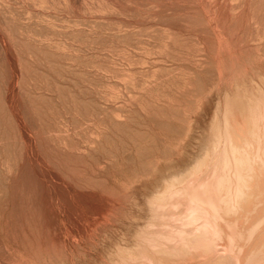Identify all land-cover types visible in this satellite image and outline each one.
<instances>
[{
  "label": "rangeland",
  "instance_id": "374dc122",
  "mask_svg": "<svg viewBox=\"0 0 264 264\" xmlns=\"http://www.w3.org/2000/svg\"><path fill=\"white\" fill-rule=\"evenodd\" d=\"M246 107L264 0H0V264H264Z\"/></svg>",
  "mask_w": 264,
  "mask_h": 264
},
{
  "label": "bare ground",
  "instance_id": "6f19581e",
  "mask_svg": "<svg viewBox=\"0 0 264 264\" xmlns=\"http://www.w3.org/2000/svg\"><path fill=\"white\" fill-rule=\"evenodd\" d=\"M166 1V0H165ZM162 2H160V5H162L161 4ZM178 3H180V2H178ZM139 4V3H138ZM137 4V5H138ZM149 4V3H148ZM151 4V3H150ZM183 4H185V3H183ZM187 4V3H186ZM169 5V4H168ZM153 6V5H152ZM158 6V5H157ZM164 7H165V4H164ZM164 7H162V8H164ZM220 8V7H219ZM151 9V8H150ZM155 9V8H154ZM212 9V8H211ZM159 10V9H158ZM159 12H160V10H159ZM165 12V11H164ZM215 12V11H214ZM164 14V13H163ZM161 18V17H160ZM163 24V23H162ZM48 53V52H47ZM245 115H244V121H241V122H236V123H230L229 124V127L230 128H232L233 130H235V131H237V129L239 128V127H242V128H244L245 130H240V133L239 134H235L234 133V131L232 130V133L233 134H235V135H238L242 140H239L238 141V143H239V145H240V150L243 152V154H240L239 155V157H238V159H237V162H236V165L239 167V168H241V173L239 174H237V176L236 177H240V179H238V178H235V180H236V182L238 183V187L236 188L237 190L234 192V191H232V192H234L232 195V197L230 198V199H232L233 197H234V199L235 198H239V200H238V202H239V204H241V207L240 208H237V209H235L234 208V202H232L231 200H229V201H231V202H228V203H226V202H223V203H221V204H223L222 206H219V207H222V210H221V213L222 214H220V215H224L225 217L226 216H228V218H229V216H231V217H233V218H235V215H237L239 212H244L245 211V209L247 208V206H249L250 205V203H252V201L254 200V198L255 197H253L252 198V195H247L246 193H245V191H247V188L249 187L250 189H249V191H251V193L252 194H259L257 197H258V199H259V201H260V203L262 204V206H263V208H264V146H263V148H261V154H262V160L261 159H259V160H257L256 159V157L257 156H253L254 154L251 152V145H249V147L248 146H246L245 147V141H247V142H250V143H253V144H259V142H263L264 141V109H258L257 111H256V114H253L251 111H250V109H249V107H246L245 108ZM250 123H253V125L251 126V127H249V124ZM236 149H237V151L238 152H240L239 151V149L236 147ZM241 153V152H240ZM145 157V156H144ZM230 162V160L227 158L226 159V163H224V164H226V165H224V169L225 170H227V168L229 167V163ZM223 163H222V165H223ZM203 165L204 164H202V167H203ZM200 168H201V166H200ZM226 172V171H225ZM226 176H227V173H226ZM221 177V176H220ZM214 179V178H213ZM222 179V178H221ZM220 179V180H221ZM223 179H224V177H223ZM223 179L221 180L222 181V183H223ZM232 180V179H231ZM215 181V180H214ZM217 181V180H216ZM215 181V182H216ZM228 181L229 180H227V182H226V184H228ZM220 182V181H219ZM225 182V181H224ZM234 182V181H233ZM217 183V182H216ZM216 183H214L215 185L214 186H216V188L219 186V184H218V186L216 185ZM230 183V182H229ZM205 184V183H204ZM206 184H211V183H206ZM212 184H213V182H212ZM194 185V184H193ZM208 185V186H209ZM231 185H233V183L231 184ZM212 185H210V187H211ZM222 185L220 184V187H221ZM227 186V185H226ZM188 187V186H187ZM206 187H207V185H206ZM228 187H230V185L228 186ZM228 187H227V189H228ZM202 188V187H201ZM208 188V187H207ZM219 188V187H218ZM217 188V189H218ZM226 187H225V185H224V188H222V190L223 189H225ZM189 189V188H188ZM209 189V188H208ZM211 189V188H210ZM215 189V188H214ZM217 189H215V190H217ZM219 189H221V188H219ZM202 190V189H201ZM211 190H213V188L211 189ZM221 190V191H222ZM226 190V189H225ZM229 190L231 191V189L229 188ZM206 191H208V190H206L205 189V193L204 194H207L206 193ZM214 191V190H213ZM218 191L219 190H217V192H215L214 191V193H216V194H214V195H217L216 197H220L222 194H223V192L225 193V191H222L221 193V195H219V194H217L218 193ZM229 191V192H230ZM169 191H167V193H168ZM210 192L211 191H209V194H210ZM226 192H227V190H226ZM211 193H213V192H211ZM220 193V192H219ZM231 193V192H230ZM209 194H207V195H209ZM225 194H227V193H225ZM167 195V194H166ZM219 195V196H218ZM228 195V194H227ZM160 196V195H159ZM162 196H165V195H162ZM206 196V195H205ZM211 196V195H210ZM231 196V195H230ZM229 196V197H230ZM215 197V196H214ZM213 197V195H212V198H214ZM205 198V197H204ZM211 198V197H210ZM210 198L208 197V199L210 200ZM217 198V199H218ZM223 198H224V195H223ZM222 197H221V199H223ZM163 199V198H162ZM200 199V198H199ZM203 199V198H202ZM206 199V198H205ZM215 200H216V198H214ZM214 199H211V200H213V202H215L214 201ZM220 199V198H219ZM208 200V201H209ZM233 200V199H232ZM206 201V200H205ZM219 201V200H218ZM223 201V200H222ZM224 201H226V200H224ZM207 202V201H206ZM213 202H211V203H213ZM220 202V201H219ZM219 202H217V203H219ZM209 203V206L210 207H215V205H213L212 206V204L210 205V202H208ZM214 204V203H213ZM218 205V204H217ZM219 205H220V203H219ZM214 207H213V209H214ZM221 209V208H220ZM211 210V209H210ZM214 212V211H213ZM216 212V211H215ZM214 212V213H215ZM219 212V211H218ZM217 212V213H218ZM217 213L215 214V215H217ZM263 216H264V212L263 213H261V214H259L258 216H256L255 217V219L254 220H252L251 222H250V224L252 225V226H255L256 224H255V222L257 223L258 221H260V220H262L263 219ZM228 218H227V220H228ZM233 221H234V219H232ZM231 220V221H232ZM215 221V220H214ZM230 221V222H231ZM231 222V223H234V222ZM229 222V221H228ZM229 222V223H230ZM261 222V221H260ZM244 223H245V221H244ZM246 223H247V221H246ZM261 224V223H260ZM260 224H258V226H260ZM233 225V224H232ZM247 226V225H246ZM251 226V227H252ZM257 225L255 226V227H258ZM262 227V225L259 227V228H261ZM247 229H249V228H245V225L243 224L241 227L239 226V231L242 233L241 235H240V237L241 236H244L245 234H247V232H248V230ZM256 229V228H255ZM254 230V229H253ZM259 230V229H258ZM260 230H262V229H260ZM253 232V231H252ZM258 232V231H257ZM254 233H255V231H254ZM253 233V234H254ZM257 233H255V235H256ZM250 235H252V234H250ZM258 235V234H257ZM254 237H256V236H254ZM254 237H252V238H254ZM243 238L244 237H241V239L243 240ZM249 238V237H248ZM264 239V238H263ZM244 240H245V238H244ZM253 240V239H252ZM256 242H257V240H256ZM254 244V243H253ZM264 244V241L262 242V244H261V246ZM255 250V249H254Z\"/></svg>",
  "mask_w": 264,
  "mask_h": 264
}]
</instances>
